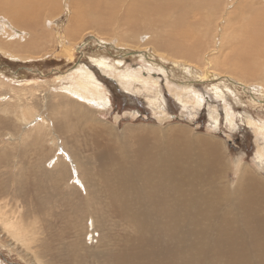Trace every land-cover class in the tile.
<instances>
[{"label": "bare ground", "instance_id": "1", "mask_svg": "<svg viewBox=\"0 0 264 264\" xmlns=\"http://www.w3.org/2000/svg\"><path fill=\"white\" fill-rule=\"evenodd\" d=\"M233 1L0 0V54L13 60L27 61L43 58L41 52L48 55L51 53L50 48L55 50L59 44L61 53L55 57L67 59L72 57L73 44L80 39L81 32L97 31L102 34H96L102 41L113 42L117 47L134 48L135 51H141L142 48L152 50L154 56L150 57L183 63L186 69L194 66L204 74H209V78L220 75L235 86L237 83L252 85L256 92L263 93L264 4L261 2L264 0L234 1L237 6L228 12ZM65 11H69L70 16L65 34L61 36L55 32L59 29L55 23ZM220 21L226 23L223 28L219 26ZM142 37L145 39L140 41ZM221 43L224 54L214 56L216 44ZM143 56L146 57V54ZM101 66L113 77L121 75L117 80L123 88L129 79L139 77L136 71L130 75L120 70L115 73L117 68L110 67L108 63ZM83 70L79 71L82 73L80 76L74 74L76 79L73 82L77 88H71L73 93H79L80 90L91 92L98 97V105L105 106L108 100L104 92L91 74ZM84 75L89 78L88 83L82 78ZM157 83L156 80L150 81L154 88ZM33 85V81H30L22 87H14L0 80V89H7V101L0 105V113L8 115L7 120L16 131V136L9 138L8 142L0 141V168H11L10 164L16 167L17 162L12 161L16 157L25 163L27 148L35 142H38V146L47 142L42 130L48 132L52 124L45 115L44 118L34 116L32 108L36 106L35 103L44 110L54 111L57 117L61 114L58 110L65 111L61 115L66 120L70 115L77 120L86 119L88 110L85 105L64 96H60L59 102L47 103L45 98L35 101ZM223 87L228 89H212L216 97L224 99L229 94V87L224 83ZM170 89L175 101L184 109H189L194 101L197 104L203 100L194 88L192 91L190 83L171 85ZM191 93L194 96L192 98L188 96ZM185 94L188 96L186 100L183 98ZM234 101L241 103L239 96H234ZM149 105L156 115L162 113L160 92H155ZM210 114L213 119H217L214 107H211ZM224 114L226 118L232 119V108H225ZM243 118L264 143V122L249 116ZM39 119L41 124L36 122ZM31 124L36 126L33 130L22 132L17 129V125ZM60 125L59 122L56 126L63 130ZM32 135L34 139L30 141ZM47 136L48 142L55 144L54 132ZM209 139L204 138L203 150L194 155L181 146L180 140L165 144L159 153L142 147L133 156L123 153L112 157L104 155L101 158L102 171L98 172L97 180L109 186L105 194L109 199L108 207L115 206L117 212L131 224V232L124 241L114 236L111 239L113 244L104 249L106 237L95 240L93 233L97 231H93L89 233L88 241L97 244L85 249L84 253L77 251L85 244L78 233L72 253L74 264H156L152 263L156 254L153 247L160 240L165 246L161 247L159 253L169 258L165 264H173L171 259L179 255H185L184 264H202L208 255L209 264H264V183L254 175L260 170L264 171V149H257V160L253 161L258 170L240 164L238 160L234 162L232 170L236 180L229 187L231 198L227 201L226 210H220L213 199L215 178L213 182L212 173L215 167L225 168L226 164L219 163L221 147ZM51 160L55 163L51 168L52 174L43 172V183H67L69 180V187L75 189L70 178L78 181L82 187L95 181L96 175L90 168L84 166L80 170L83 163L71 157L65 144L62 148L57 147L46 162ZM60 160L68 163L70 170ZM29 167L25 166L19 172L15 169L7 172L12 179L14 175L10 171L19 174L13 179L17 189L8 187L6 173L0 176V244L10 251L24 253L21 256L32 264H46L42 260L43 254L35 251L42 236L39 222L22 218L28 206H37L26 202L24 197V185L34 187L38 183L28 180ZM199 186L206 187L209 197L200 192ZM42 204L38 202L40 208ZM68 210L77 214L79 222L86 216L92 217L99 213L90 198ZM95 225L99 229L102 227L100 215L96 216ZM83 231L82 235H85L86 231ZM118 245L121 246L120 251L114 254Z\"/></svg>", "mask_w": 264, "mask_h": 264}, {"label": "rangeland", "instance_id": "2", "mask_svg": "<svg viewBox=\"0 0 264 264\" xmlns=\"http://www.w3.org/2000/svg\"><path fill=\"white\" fill-rule=\"evenodd\" d=\"M261 3L264 4V1ZM235 4L234 2L228 12L237 6ZM60 16L57 23H55L59 29L55 32L62 36L65 34L64 29L68 27L70 12L65 11ZM224 24H226L225 21H220L219 26L223 28ZM107 32L112 34L109 30ZM8 34L7 37L10 39ZM96 34L102 35L97 31L85 30L81 32L80 39H77L73 44L72 57L67 59L55 57L61 53L59 44H57L58 47L55 50H52L51 47V53L48 55L41 52V55H44L43 58L40 57L41 59L21 61L0 54V80H3L6 84L22 87L24 83L33 81L36 91L35 101L38 102V100L45 98L44 100L47 103L48 101L59 102L61 100L60 96H64L73 102L84 104L88 110L86 119L77 120L73 115H70L66 120L61 115L65 114V111L58 110L61 114L57 117L54 111L44 110L34 102V105H36L32 108L34 116L40 115L43 117L45 115L44 117H47L46 119L50 121V124H55V126L51 125L52 128L48 132L42 130L43 134L46 135L47 142L42 143L40 146L36 144L38 142H35L32 144L33 147L27 148L26 164L20 157H16L12 159V161L17 162L16 167L15 164H10L11 168H0V176L3 173L7 174L5 179L11 190L17 189V183L13 179L15 175L19 177V174L12 172L14 169L19 172L25 166H30L29 175H27L28 180L38 181L34 187L24 185L26 202L38 207L28 206L27 211L23 212L22 210V218L27 217L29 221L39 222L42 236H40L41 243L40 245L36 244L35 251H40L43 254L42 260L46 264H74L72 253L75 251L78 233L85 242V246L83 245L77 250L78 253H84L85 249L96 246L97 243L88 241L89 233L93 231H97L93 233V239L95 240L96 238L97 240L100 239L102 236L106 237L104 249L113 244L111 239L114 236L121 237L123 241L129 237L131 224L117 212L115 206L108 207L109 199L105 197V194L109 186L97 180L98 172L102 171L101 158L104 155L112 157L123 153L133 156L142 147L150 148L154 150V153H159L165 144L174 140H180L181 146L194 155L203 150L204 138H210L209 140L212 139L221 147L219 151L222 155L219 157V163L221 165L226 164L225 168L215 167L213 170L212 178L213 182L215 178L214 183L217 187L214 185L212 188L214 192L213 199L220 210H226L227 201L231 198L229 187L236 180L232 170L234 162L238 160L237 162L240 161V164H247L251 169L258 170L253 161L257 160V149H264L262 140L257 134L255 135L253 129L243 118L249 116V118L264 122V92H256L252 85L244 86L237 83L238 85L235 86L226 77L220 75L209 78V74H204L194 66L186 69L183 63L176 64L173 60L163 61L160 58L150 57V55L154 56L152 50L142 48L141 51L140 49L135 51L134 48L117 47L113 42L102 41ZM144 39L145 37H142L140 41ZM224 51L225 49L222 48L221 43L216 44L213 53L214 56L221 55L224 54ZM143 54H146V57ZM116 62L120 64H116ZM104 63H108L112 68H117L115 73L120 70L122 73L130 75L133 71H136L139 77L126 80L127 84L123 88L117 80L121 75L113 77L108 74L101 66ZM151 66L156 68L154 69ZM81 69L89 72L91 77L94 78V82L104 92L108 100L105 106L98 105L99 100L96 99L98 97L93 93L90 94L91 92L80 90L79 93H73L71 88L75 90L77 88L73 80L76 79L77 73L79 76L82 74L79 72ZM74 74L76 77H74ZM82 78L88 83L89 78L87 76L84 75ZM12 79L13 81H11ZM152 80L158 82L155 88L150 84ZM184 82L190 83L192 91L194 88L195 91L201 94L203 99L197 104L194 101L189 109H184L180 103L175 101L174 93L172 94L170 89L171 85L178 86ZM223 83L229 87V94L227 93L224 99H221L214 95L212 89L221 88L226 91L228 88H224ZM126 86L128 87L127 90ZM1 88L0 96H3L0 98V105H3L7 101L5 97L7 89L5 87ZM157 91L160 92L161 96L162 107L160 110L162 113L156 115V112L149 105V100L154 99V94ZM43 94L44 96H42ZM188 96L194 97L192 93ZM188 96L185 94L184 100ZM234 96H239L240 104L235 103ZM211 107L216 109L217 119L211 117ZM225 108H232V119L226 118ZM6 116L8 115L0 113V141L2 143L8 142L9 138L16 136V131L11 127ZM50 117L52 118L50 119ZM3 118H5V121H2ZM36 122L41 124V119ZM59 122L63 130H59V127L56 126ZM33 124L30 126L17 125V129L27 132L36 127L32 126ZM52 131L55 134L53 139L55 144L52 143L53 145L51 141L48 142L49 136H47ZM175 133L177 135H173ZM33 139L32 135L30 141ZM64 144L71 157L83 163L80 170L85 166L90 168L96 175L94 182L90 181V184L82 187L78 181H72L70 178V182L76 186L75 189L69 187V180L67 183H53V181L43 183L42 173L52 174L53 169L51 168L55 164L53 160L47 163V159L51 158L57 147L62 148ZM56 153H59V151ZM42 156L44 157L42 158ZM39 157L40 159H38ZM31 159L33 160L31 161ZM60 163L65 165L67 170H70L68 163L63 160H60ZM11 169L10 174L14 175L13 179L7 173ZM79 174L81 175V173ZM254 175L264 183L263 170ZM198 188L202 194H207V197H209L205 186H199ZM87 198L91 199L93 207L99 213L92 217L90 215L86 216L79 222L77 214H72V211L68 209L78 207L79 202H83ZM38 202L43 203L42 208H40ZM65 204L67 205L65 208L61 207ZM97 215L102 217V227L100 229L95 225ZM83 230L86 231L85 235H82ZM230 230L233 232L232 226ZM162 246L164 247L165 244L160 240L153 247L156 254L152 263L159 264L160 261L161 264H165L169 260L167 256L159 253ZM120 247L118 245L115 248L114 254L119 253ZM21 252L23 251L21 250ZM21 254L24 253H19V250H16V252L10 251L0 244V264H32ZM185 260V255H179L171 259L173 264H184ZM207 263L209 264V255L207 260L202 262V264Z\"/></svg>", "mask_w": 264, "mask_h": 264}]
</instances>
